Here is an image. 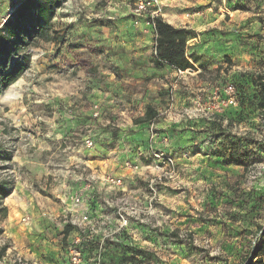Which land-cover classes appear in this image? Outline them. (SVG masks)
Returning a JSON list of instances; mask_svg holds the SVG:
<instances>
[{
    "label": "rangeland",
    "instance_id": "1",
    "mask_svg": "<svg viewBox=\"0 0 264 264\" xmlns=\"http://www.w3.org/2000/svg\"><path fill=\"white\" fill-rule=\"evenodd\" d=\"M18 1L0 0V10ZM134 1L69 0L52 20V38L26 49L29 66L15 87L1 92L0 185L7 191L0 194V208L7 211L5 216L0 212V264H63L67 228L60 222L69 205L61 184L65 168L88 153L83 139L91 129L104 140L124 139L121 147L127 153L135 154L142 145L140 138H132L146 126L127 124L147 122L141 121L147 105L157 113L154 97L166 92L161 86L152 90V37L151 52L142 56L134 49L146 35L131 25ZM186 1L184 14L210 9V24L201 31L221 34L224 48L213 52L214 65L186 71L206 83L194 81L190 97L173 117L179 123L193 121L178 118L196 96L228 82L236 85L240 107L228 109L226 117L193 121L205 124L196 129L202 164L196 157L187 164L182 154V163L175 159L177 176L160 184L158 255L150 260L164 264L161 257L170 253L172 264H246L247 249L260 237L255 223L264 225V116L251 103L253 75L264 72V0ZM186 29L194 31L189 24ZM95 103L103 111L97 119L91 116ZM94 120L108 126L100 132ZM98 142L95 148L102 153L117 143ZM25 215L31 218L28 224L21 221ZM115 263L123 261L110 257Z\"/></svg>",
    "mask_w": 264,
    "mask_h": 264
},
{
    "label": "built area",
    "instance_id": "2",
    "mask_svg": "<svg viewBox=\"0 0 264 264\" xmlns=\"http://www.w3.org/2000/svg\"><path fill=\"white\" fill-rule=\"evenodd\" d=\"M163 7L160 0H135L130 8L131 25L141 33L149 34L153 45L154 18L163 16ZM13 10L14 7H8L4 12L0 10V27L11 17ZM201 14L197 10L185 13V17ZM238 106L236 85L228 82L224 86H214L209 94L196 96L178 121L182 118L212 121L214 116H222L228 109ZM92 109V118H99L101 107L95 103ZM156 129L154 117L147 123V144L137 146L135 155L130 156L121 147L126 155L119 172L90 163L100 155L95 152L97 139L91 130L85 135L83 146L88 153L84 160L72 162L65 168L61 184L63 201L69 205L61 213L60 222L62 228H67L63 264H110V257L120 259L134 250L142 251L137 255L142 259L141 264H151L150 259L158 255L160 184L177 176V163L167 151L169 136ZM21 221L28 224L31 218L25 215ZM16 259L22 260L19 256Z\"/></svg>",
    "mask_w": 264,
    "mask_h": 264
},
{
    "label": "trees",
    "instance_id": "3",
    "mask_svg": "<svg viewBox=\"0 0 264 264\" xmlns=\"http://www.w3.org/2000/svg\"><path fill=\"white\" fill-rule=\"evenodd\" d=\"M66 1L68 0H19L16 3L11 17L0 27V94L29 66L30 53L25 52L26 49L39 39L48 41L52 38V20L57 9ZM154 31L153 65L159 67L165 64L176 70L192 71L193 63L197 62L199 57L194 54L187 55L186 43L195 36L194 33L185 27H175L160 16L154 18ZM19 54L20 58L17 59ZM252 84L255 88L251 99L252 106L264 116V72L255 73ZM156 115L154 109L147 106L141 121H150ZM222 117L226 116L219 118ZM6 191L2 183L0 194H5ZM1 211L2 216H5L6 207L2 206ZM255 228L260 237L247 249L243 257V263L246 264H264V225L255 223ZM4 249L5 247H2V250ZM141 253V250H134L131 255L121 257L120 262L141 264L142 259L137 258Z\"/></svg>",
    "mask_w": 264,
    "mask_h": 264
},
{
    "label": "crops",
    "instance_id": "4",
    "mask_svg": "<svg viewBox=\"0 0 264 264\" xmlns=\"http://www.w3.org/2000/svg\"><path fill=\"white\" fill-rule=\"evenodd\" d=\"M162 4L164 5V13L162 16V19L169 24L175 26V27H185L189 24L190 28L193 31L194 35L192 38L189 39L188 45L186 44V53L188 54H194L200 57V59L193 63L196 67L200 64H203V66L210 64L214 65L212 62L213 60V52L215 50H218V48H224L223 40H221V34H216V31L208 32V31H201L205 30L206 26H208L210 23L208 22V19H211V15L209 14V8L205 9L202 13V16H192L190 18L185 17V14L182 12V6L186 4V0H160ZM68 3V2H67ZM66 3V4H67ZM66 4L61 7V10H64L66 8ZM57 12V11H56ZM103 16V15H102ZM56 18V16H54ZM101 22H104L103 20ZM124 28L126 27L125 24H123ZM129 26V25H128ZM104 30V26L102 27ZM93 31V30H91ZM214 31V30H213ZM230 34H225L224 38L228 37ZM150 35L147 34L142 37V39H139L134 44V49H136V53L138 55H144L145 52L150 51L153 49V45H149L151 40L149 41ZM213 37V38H212ZM153 42V39H152ZM228 44L229 41H226ZM200 44V45H199ZM126 45V44H125ZM130 47L129 44L126 45V48ZM140 58V57H139ZM140 61L145 63V58H140ZM122 62H126L125 60ZM122 64V63H120ZM150 66V67H149ZM149 68L148 73L152 74L153 81H156L153 84L152 90L153 92H156V87H163V92H166V95L163 98L159 96L154 97V105H156L155 110L158 114H164L163 117H159L157 120V128L163 131L166 135L169 136L170 144L167 148L168 153H170L174 159L181 162V156L182 154L185 155L187 158L188 164L190 162L191 158L196 157L197 159L195 162H199L202 164V161L199 159V157H204V155L198 151V149H203L201 145L199 146L198 143V137L196 134V129L204 126L203 122L194 123L193 121H182L177 122L176 119L173 117L174 113L176 111L181 110L184 103L187 102L186 99H188L189 91L191 92L190 88L193 86L194 81L198 82L199 84H205L206 82L203 80L202 77H199L198 75H193V77H188L186 75V71H180L176 70L168 65L162 64L159 67H153L151 62H149ZM141 68V67H140ZM200 70V69H199ZM198 71L194 72L197 73ZM176 82L178 84H176ZM178 85V88L176 87ZM175 88V90H174ZM177 88V89H176ZM180 89H183L182 91ZM188 89V90H186ZM161 92V91H159ZM165 101V103L162 105L161 102ZM157 102V103H156ZM148 106V105H147ZM153 106V104H152ZM160 108V109H159ZM102 110V109H101ZM103 113V111L101 112ZM121 114L124 112L121 110ZM99 120H94L95 125H99L98 127L101 129L100 132L104 130L108 125L107 123H98ZM147 122L145 123H128L127 125L132 126L131 128L135 129L138 128L140 125H145L147 129ZM127 125H122V128L127 127ZM104 126V127H102ZM143 129V128H142ZM138 130V129H137ZM179 130V131H178ZM92 132V129H91ZM105 133H103L104 135ZM104 137V136H103ZM97 141H99V145L101 144H110V143H116V145H113L111 148H106V150L102 153V150H96L95 152L99 154L100 156L97 157V159L91 161L93 166H100L103 169H107L110 171H116L119 172L121 169L119 168L120 163L124 159L126 153H124L121 149V141L124 139L122 138H110V140H104L102 137H96ZM134 138H140L142 145L147 144V130L144 132L141 130L136 134ZM131 139V140H132ZM115 141V142H114ZM128 143H131L130 141ZM97 145V144H96ZM133 145V144H132ZM199 146V147H198ZM193 152V153H192ZM136 153V152H135ZM192 153V154H191ZM130 156L135 155L134 153H129ZM170 253L169 255H165L161 257L164 260V264H172V259H170ZM168 258V259H167Z\"/></svg>",
    "mask_w": 264,
    "mask_h": 264
},
{
    "label": "bare ground",
    "instance_id": "5",
    "mask_svg": "<svg viewBox=\"0 0 264 264\" xmlns=\"http://www.w3.org/2000/svg\"><path fill=\"white\" fill-rule=\"evenodd\" d=\"M17 83H18V80H17V79L14 80V81L11 83V87H15Z\"/></svg>",
    "mask_w": 264,
    "mask_h": 264
}]
</instances>
